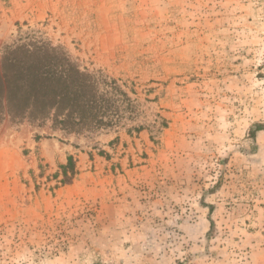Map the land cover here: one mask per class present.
I'll use <instances>...</instances> for the list:
<instances>
[{"label": "rangeland", "instance_id": "rangeland-1", "mask_svg": "<svg viewBox=\"0 0 264 264\" xmlns=\"http://www.w3.org/2000/svg\"><path fill=\"white\" fill-rule=\"evenodd\" d=\"M34 32L136 112L0 123V264H264V0H0V59Z\"/></svg>", "mask_w": 264, "mask_h": 264}, {"label": "trees", "instance_id": "trees-1", "mask_svg": "<svg viewBox=\"0 0 264 264\" xmlns=\"http://www.w3.org/2000/svg\"><path fill=\"white\" fill-rule=\"evenodd\" d=\"M34 33L7 46L0 59V123L51 124L53 130L80 136L116 128L135 115V100L118 81L83 68L66 49ZM60 170L62 186L78 175L73 157Z\"/></svg>", "mask_w": 264, "mask_h": 264}]
</instances>
